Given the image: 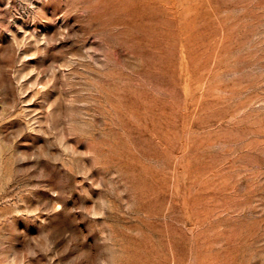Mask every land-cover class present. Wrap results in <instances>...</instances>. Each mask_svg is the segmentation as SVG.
Here are the masks:
<instances>
[{"label": "rangeland", "instance_id": "374dc122", "mask_svg": "<svg viewBox=\"0 0 264 264\" xmlns=\"http://www.w3.org/2000/svg\"><path fill=\"white\" fill-rule=\"evenodd\" d=\"M0 264H264V0H0Z\"/></svg>", "mask_w": 264, "mask_h": 264}]
</instances>
